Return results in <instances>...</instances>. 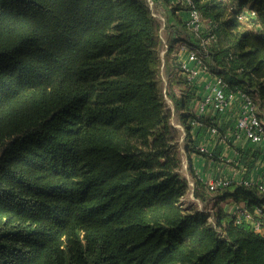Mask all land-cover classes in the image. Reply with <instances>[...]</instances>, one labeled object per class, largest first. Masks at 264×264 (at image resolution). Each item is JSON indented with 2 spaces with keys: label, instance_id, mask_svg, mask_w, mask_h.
I'll list each match as a JSON object with an SVG mask.
<instances>
[{
  "label": "trees",
  "instance_id": "obj_1",
  "mask_svg": "<svg viewBox=\"0 0 264 264\" xmlns=\"http://www.w3.org/2000/svg\"><path fill=\"white\" fill-rule=\"evenodd\" d=\"M153 1L172 16L165 74L189 86L187 98L171 94L177 106L196 98L170 56L185 45L264 108V0ZM180 10L200 12L205 31ZM161 46L148 0H0V264H264L250 223L181 204L189 185ZM214 124L183 116L196 195L264 206L256 185L210 191L195 173L192 153L208 157L200 144Z\"/></svg>",
  "mask_w": 264,
  "mask_h": 264
},
{
  "label": "built area",
  "instance_id": "obj_2",
  "mask_svg": "<svg viewBox=\"0 0 264 264\" xmlns=\"http://www.w3.org/2000/svg\"><path fill=\"white\" fill-rule=\"evenodd\" d=\"M176 1L182 4H191V0ZM148 3L149 7L153 9L155 2L148 0ZM189 12L188 26L197 34L204 32L207 24L201 13L197 10ZM211 40H215V36L207 38L204 41V46L210 44ZM180 53L183 73L190 83L198 88L196 113L201 117L208 116L215 122L213 126L209 127L208 132L211 135L220 136V121L226 114L234 112L235 115L228 120L230 123L226 129L225 140L233 144L248 140L257 145L264 155V118L260 116L258 103L246 92L237 88L231 90L230 85L214 74L195 50L183 45L180 48ZM199 125L201 123H195V126L199 127ZM200 149L206 153L209 151L207 144H202ZM231 182H233L231 179L217 176L208 183V188L210 191H214L226 187ZM243 183L256 185L264 193V173L259 180L249 181L246 179ZM229 211L236 217L237 223L248 222L256 232L264 235V206H257L251 210L246 208L242 202L233 201Z\"/></svg>",
  "mask_w": 264,
  "mask_h": 264
},
{
  "label": "rangeland",
  "instance_id": "obj_3",
  "mask_svg": "<svg viewBox=\"0 0 264 264\" xmlns=\"http://www.w3.org/2000/svg\"><path fill=\"white\" fill-rule=\"evenodd\" d=\"M171 2L176 3L175 0H171ZM153 12V15L155 16L157 23H158V35L161 39L162 46L160 48V72L162 77V91L165 95V100L167 104V114L169 116V121L172 125L177 127L179 129V136H180V155L182 158V169L181 173L184 176V178H187L188 180V190L187 193L181 198V204L184 206V208H194L199 211H203L207 215H209L210 220L215 221L213 215L218 211V208H222L225 212H228V210H231V205L233 201H229L228 203L224 204V202L220 203V205L216 206L215 201L216 198L212 194L209 193L208 196L205 197V199L198 197L195 193V180L192 178V176L189 174V155L185 149L186 142H184V138L186 136V131L183 126V116L187 115L190 111L196 113V107H197V86L194 88L196 92V98L192 101L186 100V106L181 104L177 106L172 98L173 96H176V98H180L181 96L184 98H187V95L189 94V86L186 84L184 78H182V74H180L178 71L174 72L172 76L168 77L165 74V58L166 54L168 52V44L169 41L167 39V25L172 22V16L170 14V11L166 7L165 4H154L153 9L150 8ZM194 47V44H192ZM210 46H215V41H210ZM171 59H173V62L175 64L181 61V53L180 49L178 48V45H175L174 50H172L171 53ZM177 61V62H176ZM192 85V84H191ZM172 94V95H171ZM181 97V98H182ZM260 109V107H259ZM197 114V113H196ZM260 116L264 118V108L260 109ZM199 127L195 126L193 128V134L198 130ZM209 191V190H208ZM228 204V206H227ZM230 212V211H229Z\"/></svg>",
  "mask_w": 264,
  "mask_h": 264
},
{
  "label": "crops",
  "instance_id": "obj_4",
  "mask_svg": "<svg viewBox=\"0 0 264 264\" xmlns=\"http://www.w3.org/2000/svg\"><path fill=\"white\" fill-rule=\"evenodd\" d=\"M177 13L184 21H187L190 17V12L186 10H180ZM234 115V112L228 113L220 121V126H223L220 136L211 135L208 131L204 134L200 146L202 144L208 145V157L192 153L193 169L207 186L217 176L231 179L233 182L243 183L246 179L249 181L259 180L264 173V155L257 145L248 140L236 144L225 140L226 123ZM243 156L246 157L247 162L255 163L249 171L247 164L242 161Z\"/></svg>",
  "mask_w": 264,
  "mask_h": 264
}]
</instances>
